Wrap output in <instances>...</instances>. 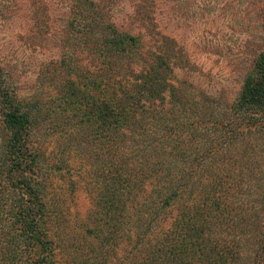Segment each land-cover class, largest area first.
Returning a JSON list of instances; mask_svg holds the SVG:
<instances>
[{
  "label": "trees",
  "instance_id": "trees-1",
  "mask_svg": "<svg viewBox=\"0 0 264 264\" xmlns=\"http://www.w3.org/2000/svg\"><path fill=\"white\" fill-rule=\"evenodd\" d=\"M153 6L133 35L72 0L27 97L0 67V264H264V44L236 99L207 94Z\"/></svg>",
  "mask_w": 264,
  "mask_h": 264
},
{
  "label": "rangeland",
  "instance_id": "rangeland-1",
  "mask_svg": "<svg viewBox=\"0 0 264 264\" xmlns=\"http://www.w3.org/2000/svg\"><path fill=\"white\" fill-rule=\"evenodd\" d=\"M71 1L0 0V67L17 97L31 95L41 65L60 58ZM139 1L109 0V17L117 29L143 35L134 15ZM249 1L152 0L158 31L173 38L193 64L191 71L176 70L178 79L228 101L238 97L248 67V56L239 53L250 51L252 41L264 44V32L253 22ZM42 10L46 13H38ZM76 201L82 211L88 207L82 193Z\"/></svg>",
  "mask_w": 264,
  "mask_h": 264
}]
</instances>
